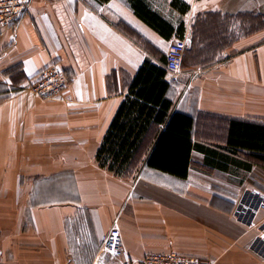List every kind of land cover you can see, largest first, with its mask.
<instances>
[{"label": "crops", "instance_id": "crops-1", "mask_svg": "<svg viewBox=\"0 0 264 264\" xmlns=\"http://www.w3.org/2000/svg\"><path fill=\"white\" fill-rule=\"evenodd\" d=\"M172 1L30 0L0 35V264H121L101 250L113 227L133 264L167 252L264 264L253 245L264 212L238 217L244 193L264 186V172L245 168L241 155L219 151L229 160L213 169L193 150L185 180L147 168L123 179L96 162L140 66L165 69L175 41L186 55L180 75L163 77L165 98L169 114L193 118V142L217 146L227 119L264 123V0ZM142 5L172 27L169 38L150 24L154 18L139 17ZM245 14L262 19L246 36ZM52 64L71 82L41 97L30 88ZM163 128L152 126L142 156Z\"/></svg>", "mask_w": 264, "mask_h": 264}, {"label": "trees", "instance_id": "trees-1", "mask_svg": "<svg viewBox=\"0 0 264 264\" xmlns=\"http://www.w3.org/2000/svg\"><path fill=\"white\" fill-rule=\"evenodd\" d=\"M96 1L103 4L109 0ZM179 3L180 0H173L172 6L176 7ZM140 9L141 11L137 10L139 17L146 20L145 14L154 18L155 24H150L159 34L169 38L172 27L145 5ZM179 9L184 11L185 7ZM261 20L257 16L243 15L244 35L260 27ZM185 53L186 50L181 66ZM164 62L165 60L163 65ZM165 74L163 67H158L150 61H144L140 66L130 84L129 93L118 107L98 148L95 158L100 168L123 179H133L141 169L147 168L185 180L192 164L193 150L204 153L207 156L204 165L213 169H224L221 162L229 160V157L219 151L233 156L241 155L249 163L245 165L247 169L253 163L264 165V123L227 119L220 122V132L224 137L217 146L209 147L200 142H193V118L180 112L169 114L171 103L165 98L169 88L163 81ZM153 125H163L164 128L158 132L149 154L144 157L142 154L146 150L145 138Z\"/></svg>", "mask_w": 264, "mask_h": 264}, {"label": "built area", "instance_id": "built-area-1", "mask_svg": "<svg viewBox=\"0 0 264 264\" xmlns=\"http://www.w3.org/2000/svg\"><path fill=\"white\" fill-rule=\"evenodd\" d=\"M30 0H0V35L15 27L21 20ZM185 52L183 43L172 42L167 50L165 69L173 77L180 75L182 60ZM71 79L57 64H52L40 70L34 77L31 90L33 93L45 98L54 97L64 93ZM264 212V195L258 199L241 205L238 217L249 219ZM101 250L116 258L121 264H133L134 261L123 246L121 233L113 227L102 238ZM139 264H211L201 259L183 256L175 252L151 253L145 255Z\"/></svg>", "mask_w": 264, "mask_h": 264}, {"label": "rangeland", "instance_id": "rangeland-1", "mask_svg": "<svg viewBox=\"0 0 264 264\" xmlns=\"http://www.w3.org/2000/svg\"><path fill=\"white\" fill-rule=\"evenodd\" d=\"M36 76V75H35ZM70 85V84H69ZM253 165H255L256 169L258 170H261L262 172H264V165L262 164H257V163H253ZM261 182H264V179H262ZM258 185V184H257ZM257 187V186H256ZM247 194V195H246ZM250 194H253V195H264V186L259 184V187H257V189H248L244 195H245V198L247 199V197L250 195ZM244 195L242 197V203H240V206L241 205H245L246 202L243 201L245 198H244ZM250 202V201H249ZM245 218V216H244ZM261 218V217H260ZM251 218L247 219L246 221H250ZM262 221V220H261ZM259 232H261L259 238L255 241V243L253 244L254 247H258L261 251H262V254L264 256V224L259 228Z\"/></svg>", "mask_w": 264, "mask_h": 264}]
</instances>
